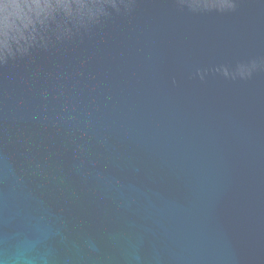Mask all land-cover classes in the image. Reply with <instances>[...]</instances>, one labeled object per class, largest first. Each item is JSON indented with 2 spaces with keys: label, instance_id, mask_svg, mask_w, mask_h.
<instances>
[{
  "label": "water",
  "instance_id": "1",
  "mask_svg": "<svg viewBox=\"0 0 264 264\" xmlns=\"http://www.w3.org/2000/svg\"><path fill=\"white\" fill-rule=\"evenodd\" d=\"M0 264H264V0H0Z\"/></svg>",
  "mask_w": 264,
  "mask_h": 264
},
{
  "label": "clouds",
  "instance_id": "2",
  "mask_svg": "<svg viewBox=\"0 0 264 264\" xmlns=\"http://www.w3.org/2000/svg\"><path fill=\"white\" fill-rule=\"evenodd\" d=\"M32 250H33V248H32V246L31 247H29L27 250H26V257H27V255L29 254V253H31L32 252Z\"/></svg>",
  "mask_w": 264,
  "mask_h": 264
}]
</instances>
